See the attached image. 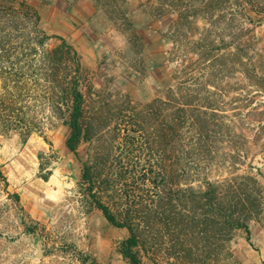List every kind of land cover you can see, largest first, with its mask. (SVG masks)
I'll list each match as a JSON object with an SVG mask.
<instances>
[{
  "label": "trees",
  "instance_id": "1",
  "mask_svg": "<svg viewBox=\"0 0 264 264\" xmlns=\"http://www.w3.org/2000/svg\"><path fill=\"white\" fill-rule=\"evenodd\" d=\"M163 1L178 13V31L195 23L197 12L217 16L211 10L214 0ZM217 1L242 7L251 21L264 22V0ZM210 30L188 40L196 61L174 39L168 60L178 65L158 80L161 88L152 100L108 106L98 114L82 89L77 49L64 37L48 34L28 0H0V134L17 133L25 142L59 118L70 129V151L77 154L83 142L92 145L82 162L79 193L88 209H99L112 225L128 230L120 244L128 264H143L145 258L219 263L237 231L250 240L252 222L264 215L260 168L247 163L254 157L250 140L221 109L211 80L223 62L231 74L244 76L248 103H263L257 98L264 92V50L256 47L255 38L241 37L245 33L219 40ZM54 37L58 41L52 44ZM108 116L114 118L112 126ZM258 121L264 128V118ZM220 168L229 173L214 177L213 170ZM47 171L41 174L46 180L52 169ZM2 182L9 198L20 204L0 165ZM82 264L98 263L84 259Z\"/></svg>",
  "mask_w": 264,
  "mask_h": 264
},
{
  "label": "rangeland",
  "instance_id": "2",
  "mask_svg": "<svg viewBox=\"0 0 264 264\" xmlns=\"http://www.w3.org/2000/svg\"><path fill=\"white\" fill-rule=\"evenodd\" d=\"M28 2L39 10L41 27L48 34L64 37L77 49L83 64L82 89L92 112L98 114L108 106L152 100L161 88L159 82L178 65L168 60L175 38L184 43L188 56L192 55L190 61H196L197 55L188 40L206 34V28L219 40L245 33L241 37L255 38L256 47L264 50V22L259 23L258 18L251 21L242 7H236L234 13L233 5L217 0L213 2L216 9L211 8L217 16L197 12L195 23L185 29L179 27L180 31L177 11L163 0ZM57 41L54 37L51 43ZM228 68L221 62L211 80L221 96V109L247 133L254 155L247 163L253 161L260 168L264 185V128L258 121L264 118V102L249 104L244 76L231 74ZM257 99L264 100V92ZM108 117L110 121L106 122L112 126L114 118ZM69 133L67 124L56 118L54 125H47L43 133H33L25 142L17 133L0 134V165L9 182L8 190L21 198L20 204L9 198L2 182L0 264H82L84 259L98 264H128L120 252L128 230L112 225L99 209H88L82 201L78 182L82 162L89 159L92 145L83 142L78 153H73L66 144ZM247 163L239 172L247 168ZM50 169L49 179L42 178V172ZM228 173V168H220L212 174L223 177ZM143 264L169 263L145 258ZM214 264H264V215L252 222L250 240L244 231H237L228 254Z\"/></svg>",
  "mask_w": 264,
  "mask_h": 264
}]
</instances>
